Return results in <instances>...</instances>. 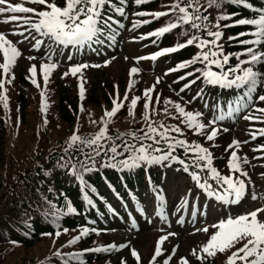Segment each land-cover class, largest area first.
I'll return each instance as SVG.
<instances>
[{
    "label": "snow or ice",
    "instance_id": "1",
    "mask_svg": "<svg viewBox=\"0 0 264 264\" xmlns=\"http://www.w3.org/2000/svg\"><path fill=\"white\" fill-rule=\"evenodd\" d=\"M148 2L149 0H135L136 5H142ZM228 2L231 5L241 6L243 9L254 13L253 17H242L237 20L235 16L239 15V13L221 14L216 17V23H211L209 15H205L204 13L208 12V10L213 7L219 9L222 0H207L206 6L201 5L200 0H176L175 3L169 6V11L167 12H137L136 15L141 17L150 15L153 20H159L161 17L170 15L175 17L173 22H169L165 26L147 35H142L141 39L150 37L160 38L184 25H189L190 28L196 32H206L208 39H203L201 36L193 34L183 43H179L171 48L162 49L150 57H140L138 59H150L155 61L160 56L175 53L189 46H195L199 49L198 53L191 60L178 64L175 68L170 69L169 72L187 69L196 64L203 65V68H196L194 71L186 72L184 76L179 78L183 80L187 79L189 76H196V79L185 84L184 87L180 89V92H184L191 84L196 83V80L201 78H203L208 85L220 86L223 89H243V96L235 101V107L230 108L227 113L228 116H232L234 113L250 107L253 103L252 94L257 91L258 86L264 87V71L257 68V66H264V7H256L251 3V0H228ZM24 3L43 6V9L37 11L36 8L23 6ZM126 3L127 0H120L121 6L114 7L113 11L119 16L124 17L126 13L123 5ZM0 6H3L0 7V15L6 13L11 14L2 22L16 23L17 26L24 28V31L14 32L13 34L22 36L25 40L29 39V36H32V39L35 40V50L40 49V46L44 44V40L37 39L32 33L47 38L52 43L62 45L65 48L71 46L79 50L86 46L91 47L93 44H103L104 39L114 43L118 33H113L111 35L105 34V28H110V21L112 24L123 27L119 21L113 20L111 16L104 15V9L106 7H112V0H63L62 6L52 2V0H22L20 4L16 5L9 3L8 0H0ZM225 20H231L232 22L230 24L221 25L220 21ZM151 22L150 20H138L133 23V28ZM238 26H246L253 30L241 32L235 37L228 38L229 40H238L241 45L247 46L244 51L235 54L238 63L235 66H230L232 57L230 54H225L223 51V44L221 43L223 40V31L221 29ZM213 28L216 30L213 31ZM25 32L29 33V35L26 36ZM182 34L187 35V30ZM243 36H248L250 38L240 39V37ZM153 43H156V40H153ZM49 48L51 49V44ZM52 51H54V49H51L50 53L47 55V60L49 62L41 63L40 65V72L44 80L45 89L50 81L52 72L58 66L57 63L52 62ZM0 54H2L3 59V62L0 63V69H2L3 76L5 77V79H0V90H3L5 88V83L11 84L12 79H14V76H10V73L22 53L12 41L8 40L4 34L0 33ZM241 56L247 58L241 59ZM28 59L32 60L36 59V57H28ZM107 63L108 62H106L105 66ZM243 65L248 66L242 67ZM100 66L101 65L98 64L92 65V67ZM87 67H89L87 64L73 66L69 69V73H65L64 76L69 74L76 76L78 73H82V69ZM213 68L219 71H214L212 70ZM36 71L35 65L29 68L30 82L34 86L39 87L35 79ZM138 71L137 68L133 67L129 73L130 77L138 73ZM196 73H200V75L197 76ZM84 83L85 81L81 75L79 84L81 101H83L85 97ZM156 83H160L159 78H157ZM132 87L133 82L130 79L128 91H130ZM154 90L155 85L146 89L143 94L145 97V114L143 115V120L147 124V130L145 131L142 129L141 131L143 134L140 136H137L135 132L128 134L139 142V146L124 142L123 151L118 152L117 148L120 147V145L113 143V146L105 151V145L101 143L105 140L112 141L114 139L108 135V125L112 122L113 118L117 116L121 108L124 107L125 101L129 99L128 91L125 92L123 100L119 99L118 94L117 97L113 99L111 111H105L104 118L101 120L103 126L100 127L99 131L94 136L91 138L81 137L77 135L78 129L73 132L68 141V148H71L73 145H83L92 150L91 153H85L86 160L82 162V164L85 165V171L92 170L86 166L87 160H95V157L100 156L102 151H105V154L107 151L112 153L108 163L104 166L119 168L120 171L134 170L147 165H163L170 167L172 164H179L184 172L190 174L196 186L203 189L208 197H214L217 201L227 205L241 203L246 195L245 181L248 179V173L243 170L242 164L249 163L247 157L238 155L241 142L233 140L228 146V149H226V151L232 150L227 164L228 170L230 173H238L239 175L235 177L233 175H222L218 169L213 166L215 157L209 148L203 147L200 144H190L185 139L179 138L183 135L182 129L179 126L164 125L163 123L153 126V122L149 118V109L152 104V93ZM140 99L141 97L137 96L131 98L128 104V114L130 116H134L135 109ZM257 99L264 102V95H259ZM155 100L159 103L160 97L157 95ZM0 102L3 103L4 109L7 110L9 107V98L6 95V90L0 91ZM164 104L173 105L177 114V116L172 117L173 119L180 118L181 122L185 124L189 130L194 131L198 135L205 134V125L199 122V117L202 115L201 113L188 112L179 103L174 104L171 100H165ZM46 107L45 92L42 91L40 109L42 113L46 114ZM81 111H83L82 108ZM155 111L156 110L153 108L152 113H155ZM252 111L260 113L261 115L256 116L249 113L244 115L243 118L245 120L264 124V108H254ZM164 112L168 115L167 107H165ZM222 119H224L223 115L216 117V120ZM45 123H47V121H45ZM92 123H95V121H92ZM214 123L215 120L209 121V124ZM173 133L175 135H173ZM120 135L123 136L124 134ZM249 135L252 140H256L258 137H264V127L253 129ZM216 136L217 130L213 128L210 133L206 135V139L207 141H214ZM119 138L120 137H116L115 139ZM145 141H151V143H145ZM178 149L183 150L185 157L191 155L194 159H191L190 162H186L185 159H181L178 155H174ZM65 151H68V149H65ZM253 151L264 152V145H260L258 148L253 149ZM124 153H128L124 159H117V157L123 156ZM190 169H195V171L190 172ZM202 172L207 173V179H204L203 182L200 175ZM240 177H244L245 179H240ZM80 179L83 184L82 177H80ZM209 179L216 182V187L208 183ZM83 186L85 188L87 187L86 184ZM92 191L95 192V189ZM157 199L160 201L162 207L164 204V197L159 192L157 193ZM252 199H264V196L253 194ZM84 200L89 206L94 207L93 200L90 199L87 194L84 195ZM187 205L188 201L184 200L182 202V207ZM75 212L76 210L72 205L68 204L67 214H74ZM262 213H264V207L257 208L235 218L222 220L218 224L212 225L217 231L212 234L207 243L200 248L199 254L196 249H193L192 255L196 256L201 264H204L206 258L215 257L218 253H224L234 248L237 244H242L241 247L236 248V251L232 252L226 264H237V261H239L240 264H264V220L260 219ZM61 214L54 216V223L60 219ZM193 215L195 216V212ZM178 222L183 223V219L181 218ZM67 231V229H64V232ZM197 231L207 233L209 229L205 227L197 229ZM90 233L99 234V230L84 227L79 235L68 241V245L77 244L83 237H87ZM42 235H51V233H42ZM55 235L59 237L61 232L56 231ZM173 235H175V233H169L168 235L160 237L157 241L150 264H156L157 258L162 255V245L169 236ZM12 243L16 244V241H12ZM124 247H127V245H120L119 247L116 245H108L106 247L85 249L81 252L69 254L68 260L65 261L64 264H68L69 261H76L77 264H84L82 257L85 252L119 251ZM172 251L174 255L176 248H173ZM55 255L60 256V253L57 252ZM131 255L136 260L137 264H141V257L135 249L131 250ZM170 259L171 257L165 259L164 264H169ZM121 264H127V261L122 260ZM179 264H189V261L181 258Z\"/></svg>",
    "mask_w": 264,
    "mask_h": 264
},
{
    "label": "rangeland",
    "instance_id": "2",
    "mask_svg": "<svg viewBox=\"0 0 264 264\" xmlns=\"http://www.w3.org/2000/svg\"><path fill=\"white\" fill-rule=\"evenodd\" d=\"M8 2L16 5L20 4L22 0H8ZM23 6L36 8L37 11L43 9V6L30 3H24ZM9 15L11 14L6 13L0 15V33L5 36L11 33L9 40L18 47L22 55L18 58L16 65L11 70L10 76H14L11 84L5 83V88L0 90H6V95L9 98V107L7 110L4 109L3 103L0 102V117L3 119L10 133L8 142L12 140L16 145V140H13L16 131L22 132V137L25 134L31 135L33 126H35L36 133H43L45 135L61 130V123L60 121L58 122L57 117V102L61 96L63 100L69 99L71 102H75L77 114L74 115L73 119L76 121V128L83 127V125L94 128L103 126L101 120L104 118L105 111H111L113 107L112 101L117 97V94L120 100L124 99L125 92L129 89L130 79L133 82V87L128 91L129 99L125 101L124 107L121 108L117 116L108 125V129L115 131L118 129L117 126L121 124L120 121H123L125 123L122 125L125 127L121 130L139 126L146 131L147 124L143 120V115L145 114V97L143 94L146 89L155 85V90L152 93L153 100L149 109V118L153 122V126H157L159 123L179 126L183 132V135L179 138L185 139L190 144L198 143L203 147L209 148L215 157L213 166L225 176L233 175L235 177L239 175L238 173L233 174L229 172L227 164L232 150L226 151V149H228V146L233 140L240 141L241 145L238 155L247 157L249 163L242 164L243 170L248 173V179L245 181L246 195L236 207L239 206L240 211H244L241 215L264 207V199H252L253 194L264 196V158H260L264 157V152L253 151V149L260 146L261 139L257 138L256 140H252L249 135L253 129L264 127V124L243 118L241 122H237L233 127L225 128L226 130L215 128L217 130L215 140L207 141L206 135L214 127L210 126L207 119L203 117L205 115L196 108L198 102L189 103L187 96L180 94L176 89L173 75L165 74V70L173 68L172 65L167 66L165 69H158L157 66H154L155 62L152 63L151 60H139L138 58L142 57L141 55L144 54V51L139 48V44L127 32H125V40L122 43L121 49L117 48L119 39H122L124 36L123 34L120 35V32L114 27H111V31L112 34L118 33L116 40L114 43H110L109 48H105L104 50V53H110L108 60L103 59V55H99L98 52H79L78 56H75L74 52L68 57H64L61 52H58V58L54 56L55 52H51L52 62L57 63L58 66L52 72L50 81L45 89L44 80L40 72V65L41 63L49 62L47 55L51 49L48 50L47 47L49 48V44H52V42L47 38L32 33L37 39L44 40V44L40 46V49L35 50V40L32 39V36H29V39L25 40L22 36L13 34L14 32L24 31V28L17 26L16 23L2 22ZM25 35L28 36L29 33L25 32ZM28 57H36V59L30 60ZM82 58L83 60H81ZM246 58L241 57V59ZM2 62V54H0V63ZM106 62L108 63L105 66ZM80 64H87L89 67L82 69V73H78L76 76H72L71 74L64 76L65 73H69L71 67ZM97 64L101 66L92 67V65ZM33 65L36 66L35 79L39 87L34 86L30 82L29 68ZM133 67L139 71L130 77L129 73ZM81 75L85 81V97L83 101H81L79 95ZM165 75L167 76L164 77ZM157 78L160 79V83H156ZM0 79H5L2 69H0ZM42 91L45 92L46 114L40 110ZM19 93H22L26 100V109L24 110L26 127L23 128H20L18 125L17 97ZM157 95L160 97L159 103L155 100ZM133 96L141 97V99L138 101L134 116H130L128 114V104ZM93 98H96L99 102L97 107L89 102ZM165 100H171L174 104L179 103L188 112L201 113L199 122L205 125V134L198 135L194 131L189 130L181 122L180 118L173 119L172 117L177 116L175 109L172 104L165 105ZM199 105L201 106L202 104ZM165 107L168 109V115L164 112ZM81 108L83 111H81ZM153 108L156 110L155 113H152ZM92 121H95V123H92ZM173 135L175 134L173 133ZM64 137L63 135L61 138ZM19 142H21V138ZM181 154L182 159H185L187 162L194 159L191 155L185 157L182 149ZM182 171V167L178 171H174L169 166H165L163 179H160L163 190H159V193L164 197V204L162 207L160 205L159 207L153 208L154 203H152L151 210L143 206L144 209L141 212L142 218L138 214L132 217L125 215L124 210L126 208L129 209V212H132L130 199L126 193L120 196L119 201L114 200L111 208L117 210L122 218H114L113 210L110 209L102 213L100 216L101 221L93 226L98 230L102 229L99 230V234L92 233L91 244L93 247H106L108 245H116L119 247L120 245H127V247L119 251L112 250L114 253H111L109 262L121 264L122 260H126L127 264H137L131 255V250L135 249L141 257V264H150L157 241L160 237L168 235L169 233H175V235L169 236L162 245V255L157 258L156 264H164V260L169 257H171L169 264H179L181 258L189 261V264H194L197 258L192 255V250L196 249L199 254L200 248L217 231L212 225L218 224L220 221L228 218L238 217L239 215L237 214L240 211L230 213V211L228 212L225 209L227 206L221 208L219 204L223 202L217 201L214 197H208L203 189L196 186L190 174ZM191 171H195V169H190ZM200 175L202 182L204 179H207L206 172H202ZM240 179L245 178L240 177ZM208 183L216 187L214 180L209 179ZM146 198H148L146 194L142 191H137L138 200L146 202ZM184 200L188 201V205L182 207ZM194 212L195 216L193 215ZM186 215L187 217H185ZM181 218L183 219V223L178 222ZM260 219L264 220V213L260 215ZM205 227L209 229L207 233L197 231V229ZM83 228L78 227L71 231L62 232L59 237L54 234L53 236L44 238L43 241L46 250L48 248V253L55 256L57 252L62 254L69 248L71 250L73 248L75 249L74 245H68V241L79 235ZM85 238L83 237L82 239ZM241 246L242 244H237L234 248L224 253H218L215 257L208 258L213 259L219 264H226L232 252ZM173 248H176L174 255ZM237 264H240V262L237 261Z\"/></svg>",
    "mask_w": 264,
    "mask_h": 264
},
{
    "label": "trees",
    "instance_id": "3",
    "mask_svg": "<svg viewBox=\"0 0 264 264\" xmlns=\"http://www.w3.org/2000/svg\"><path fill=\"white\" fill-rule=\"evenodd\" d=\"M52 2L63 5V0H52ZM175 2L176 0H149L148 3L136 5L135 0H127V3L123 5L126 15L121 17L113 11L114 7L121 6L120 0H112V7H106L104 15L119 21L123 25V30L130 34L144 52L153 53L174 47L186 41L193 34L208 39L206 32H196L189 25L178 27L160 38L141 39L142 35H147L167 23L173 22L175 17L170 15L153 20L150 15L141 17L136 13L167 12L169 6ZM200 3L206 6L207 0H200ZM251 3L256 7H264V0H251ZM230 13H239L235 16L237 20L242 17L252 18L254 15L241 6L231 5L228 0H222L219 9L213 7L204 14L209 15L211 23L214 24L218 15ZM138 20L152 22L133 28V23ZM231 22V20L220 21L221 25ZM185 30H187V35L182 34ZM221 30L223 31V40L221 41L223 51L232 57L230 66H235L238 63L235 54L244 51L247 46L241 45L238 40H229L228 38L253 29L238 26ZM248 38L250 37H240V39ZM153 40H156V43H153ZM198 51L199 49L195 46H189L175 53L161 56L159 57L161 66L167 68L172 65L175 68L178 64L191 60ZM247 66L243 65L242 67ZM196 68H203V65L196 64L190 68L168 74H172L178 84L184 86L189 81L196 79V76H189L183 80L179 78ZM257 68L264 71V66H257ZM212 70L219 71L216 68ZM196 75L198 76L200 73H196ZM243 91V89H223L220 86L208 85L201 78L187 88V98L193 99L195 102L205 100V109L213 110L212 113H214L216 110L226 107L229 109L235 107V101L243 96ZM252 95L253 103L246 108V111H248L247 114L259 116L260 113H255L252 109L264 108V102L257 99L259 95H264V87L258 86L257 91ZM89 102L96 107L99 103L96 98ZM17 103L18 125L23 128L26 127L24 120L26 100L23 94H18ZM75 114H77L75 102H71L69 99L63 100L61 96L57 102V117L58 122L61 123V130L45 135L36 133L35 126H33L31 135L25 134L23 137L22 132L16 131L13 138L16 140V145L12 140L8 142L10 133L0 117V264H64L68 260L69 254L94 248L91 244V237L87 236L75 244L77 250L69 248L60 256H52L48 253V248L46 250L44 246V238L53 236L56 231L62 233L64 229L71 231L78 227H87V223H95L97 221L96 214L104 212L106 208L110 207L114 198L119 197L125 191L134 197V191L148 192V188H151L155 194L162 189L160 179L161 173L165 169L163 165H147L125 171L104 166L112 155L110 151L105 154V151L113 146V143L120 145L117 148L118 152L123 151L124 142L139 146V142L128 134L135 132L137 136H140L143 134L142 128L135 126L121 130L125 127L122 125L125 123L123 121H120L121 124L115 131L108 129V135L114 139L101 142L105 145V151H102L100 156H96L95 160L88 159L86 166L92 170L85 171V165L82 162L86 160L85 153H91L92 150L83 145H73L68 148L69 138L77 129V135L91 138L102 126L94 128L83 125V127L76 128V121L73 119ZM63 135L65 137L61 138ZM116 137L120 138L115 139ZM20 138L21 142H19ZM259 138L261 139L259 145H264V137ZM145 143L150 144L151 141H145ZM179 151L178 149L174 155L182 157ZM127 155L128 153H124L117 159H124ZM80 177L83 179V184ZM84 184L87 185L86 188L83 186ZM93 189L95 192L92 191ZM85 194L93 200L94 207L86 203ZM68 204H71L76 210L74 214H67ZM57 214H61L60 219L54 223V216ZM42 233H51V235H42ZM12 241H16V244H13ZM111 253L113 252H85L82 259L84 264H117L109 262ZM195 263L201 264L200 261ZM68 264H77V262L69 261ZM204 264L219 263L211 258H206Z\"/></svg>",
    "mask_w": 264,
    "mask_h": 264
}]
</instances>
